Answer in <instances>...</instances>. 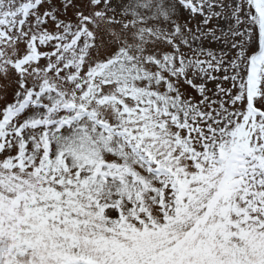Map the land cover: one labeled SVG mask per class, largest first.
<instances>
[{"label":"snow or ice","instance_id":"1","mask_svg":"<svg viewBox=\"0 0 264 264\" xmlns=\"http://www.w3.org/2000/svg\"><path fill=\"white\" fill-rule=\"evenodd\" d=\"M0 264H264V0H0Z\"/></svg>","mask_w":264,"mask_h":264}]
</instances>
